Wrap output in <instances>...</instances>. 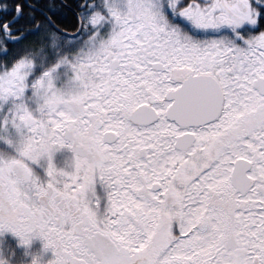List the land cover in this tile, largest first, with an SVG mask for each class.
Returning a JSON list of instances; mask_svg holds the SVG:
<instances>
[{
	"label": "snow or ice",
	"instance_id": "obj_1",
	"mask_svg": "<svg viewBox=\"0 0 264 264\" xmlns=\"http://www.w3.org/2000/svg\"><path fill=\"white\" fill-rule=\"evenodd\" d=\"M0 231L264 264V0H0Z\"/></svg>",
	"mask_w": 264,
	"mask_h": 264
},
{
	"label": "flooded vegetation",
	"instance_id": "obj_2",
	"mask_svg": "<svg viewBox=\"0 0 264 264\" xmlns=\"http://www.w3.org/2000/svg\"><path fill=\"white\" fill-rule=\"evenodd\" d=\"M61 152L71 155L67 149L58 153ZM34 257H38L39 264H50L55 258L50 248H44V243L38 236H33L28 244H23L12 232L0 231V264H34Z\"/></svg>",
	"mask_w": 264,
	"mask_h": 264
},
{
	"label": "rangeland",
	"instance_id": "obj_3",
	"mask_svg": "<svg viewBox=\"0 0 264 264\" xmlns=\"http://www.w3.org/2000/svg\"><path fill=\"white\" fill-rule=\"evenodd\" d=\"M70 158H71L70 154L67 155V154H64V152L56 153L53 157V162L57 165V167H64L65 161L70 160ZM65 170L70 171V169H67V168ZM37 256L40 257L39 255Z\"/></svg>",
	"mask_w": 264,
	"mask_h": 264
},
{
	"label": "clouds",
	"instance_id": "obj_4",
	"mask_svg": "<svg viewBox=\"0 0 264 264\" xmlns=\"http://www.w3.org/2000/svg\"><path fill=\"white\" fill-rule=\"evenodd\" d=\"M33 259H34V264H39L38 257H34Z\"/></svg>",
	"mask_w": 264,
	"mask_h": 264
}]
</instances>
